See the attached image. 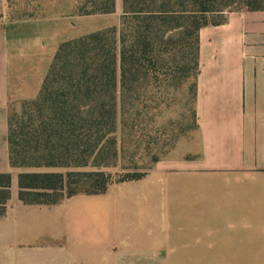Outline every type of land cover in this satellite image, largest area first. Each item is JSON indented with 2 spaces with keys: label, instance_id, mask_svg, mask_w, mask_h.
<instances>
[{
  "label": "crops",
  "instance_id": "0c3cea01",
  "mask_svg": "<svg viewBox=\"0 0 264 264\" xmlns=\"http://www.w3.org/2000/svg\"><path fill=\"white\" fill-rule=\"evenodd\" d=\"M121 11L117 0L113 13L14 20L0 0V173H11L0 264H264V9L216 12L200 28L195 141L118 182L137 187L138 217L103 204L91 218L77 205L66 244L54 219L46 243L42 223L29 237L9 116L38 97L63 42L118 26Z\"/></svg>",
  "mask_w": 264,
  "mask_h": 264
},
{
  "label": "trees",
  "instance_id": "16d2710c",
  "mask_svg": "<svg viewBox=\"0 0 264 264\" xmlns=\"http://www.w3.org/2000/svg\"><path fill=\"white\" fill-rule=\"evenodd\" d=\"M8 3L10 18L14 20L55 16L60 10V15H93L117 9V0H55L50 6L43 0L36 6L30 5L29 0L25 5L19 0ZM240 3L241 9H264V0ZM179 4L182 7L176 8ZM209 4L213 1L122 0L118 26L60 45L38 97L25 101L22 109L8 120L11 167L37 168L20 170L18 174L22 202L58 204L77 194L104 193L115 182L146 175L149 169H136L112 181L104 171L81 169L89 164V156L97 160L109 147L115 158L111 164H117L122 147L118 138L123 127L121 109H133L139 74L159 82L168 63L175 67L174 76L178 77L185 71L182 62H186L187 77L195 76L191 109L196 127L199 30L208 24L209 17L221 12ZM159 159L155 156L154 163ZM64 165L80 169H39ZM10 190L11 173H0V217L5 214Z\"/></svg>",
  "mask_w": 264,
  "mask_h": 264
},
{
  "label": "rangeland",
  "instance_id": "374dc122",
  "mask_svg": "<svg viewBox=\"0 0 264 264\" xmlns=\"http://www.w3.org/2000/svg\"><path fill=\"white\" fill-rule=\"evenodd\" d=\"M24 3L25 0H19ZM42 0H29L30 5ZM46 6L53 4L55 0H43ZM213 1L214 9L229 12L241 9V0H210ZM122 2V0H121ZM29 5V6H30ZM181 8L179 4L176 8ZM67 11V10H66ZM69 11V10H68ZM55 16H61L63 11L57 12ZM66 13V12H65ZM69 13V12H68ZM38 13H36L37 15ZM70 15V14H67ZM38 16V15H37ZM185 71L174 76L175 67L167 64L163 74L160 75V81H152V77L145 78L139 74V79L134 86V106L133 109L122 110V125L119 139L122 141V147L119 149L117 164L112 165L114 161L113 148H107L102 155L94 160V156H89V164L84 169L89 172L104 171L113 181L124 172L133 170H147L153 167L155 156L165 158L173 152H178L179 145L189 146L195 141L196 127L193 126L192 94L195 76L192 74L187 77V64L182 62ZM192 66V65H191ZM194 67V66H193ZM194 71V68L192 69ZM172 74L169 76L168 72ZM146 81V82H145ZM92 142V140L90 141ZM68 156H71L69 154ZM71 161V158H66ZM100 161L103 164H99ZM109 163L110 165H107ZM37 168L24 167L20 170L32 171ZM45 171H79V167L73 165H64L58 167L39 168ZM137 185V184H136ZM135 184L132 183H113L108 190L98 196L86 195V198L75 197L66 198L58 204H28V235L35 232V226L42 223L45 242L47 237L52 236L54 223L60 222L58 231L60 244H66L68 235V219L75 216L76 206H86L89 209V217L101 216L96 213L100 205H119L122 207L124 218L138 217L142 211L140 196L135 192ZM135 192V194L133 193ZM70 199V200H69ZM40 205V206H38ZM84 209H80L83 213ZM146 206L143 209L146 212ZM36 224V225H35ZM41 231V226H39ZM262 259L259 257L251 258V264H259ZM159 264V263H158Z\"/></svg>",
  "mask_w": 264,
  "mask_h": 264
}]
</instances>
